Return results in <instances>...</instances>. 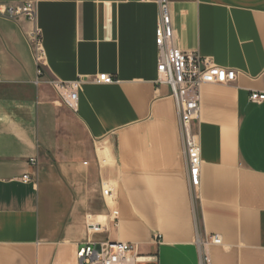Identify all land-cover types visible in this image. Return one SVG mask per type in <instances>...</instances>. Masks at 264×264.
<instances>
[{"label":"crops","instance_id":"1","mask_svg":"<svg viewBox=\"0 0 264 264\" xmlns=\"http://www.w3.org/2000/svg\"><path fill=\"white\" fill-rule=\"evenodd\" d=\"M35 1L36 22L0 16V264H77L89 216L108 220L95 239L138 245L135 264H200L198 234L220 236L213 264H264V101L250 100L264 92V0H168L181 48L237 73L201 87L194 191L171 88L156 82L159 0ZM79 78L75 111L51 80Z\"/></svg>","mask_w":264,"mask_h":264},{"label":"built area","instance_id":"2","mask_svg":"<svg viewBox=\"0 0 264 264\" xmlns=\"http://www.w3.org/2000/svg\"><path fill=\"white\" fill-rule=\"evenodd\" d=\"M0 16L16 22L26 19L36 22L37 2L25 0L14 4L0 3ZM28 39L39 63L38 75L42 76V58L44 48L41 30L35 26L28 34ZM156 45L158 48L157 80L158 84H167L171 88V97L174 100L178 125L182 139L183 153L188 167L190 189L194 191L200 183V166L202 163V146L199 134L194 131L193 124L200 117L201 87L203 84H228L237 78L236 70L215 64L210 58L201 56L198 52H189L181 48L173 24L171 6L168 0H159V20L156 29ZM116 79L107 73H100L93 77V82L112 83ZM38 82V81H37ZM82 78L75 81L51 80L61 101L72 110L79 106V88ZM250 100L263 102L264 92L252 91ZM36 164V158L30 159ZM24 182H32L30 174L23 176ZM112 189L103 188L105 200L112 198ZM120 212L113 209L109 214V221L119 226ZM108 220H97L89 216L87 225L90 235L105 233ZM89 237L77 249V264H135L138 245L121 240L103 237L95 239ZM159 240L161 236L158 234ZM196 243L199 246L200 264H213L209 251L211 244H221L219 235H197Z\"/></svg>","mask_w":264,"mask_h":264}]
</instances>
